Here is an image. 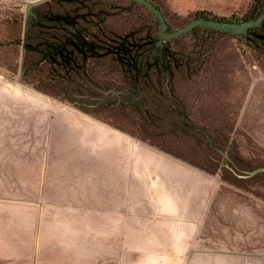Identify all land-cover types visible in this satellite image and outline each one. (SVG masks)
Listing matches in <instances>:
<instances>
[{
	"label": "rangeland",
	"instance_id": "obj_1",
	"mask_svg": "<svg viewBox=\"0 0 264 264\" xmlns=\"http://www.w3.org/2000/svg\"><path fill=\"white\" fill-rule=\"evenodd\" d=\"M147 1L167 31L201 15L241 21L253 2ZM57 16L74 25L59 29ZM158 29L134 0H0V185H26L17 164L34 156L21 144L39 141L64 167L50 180L78 187L90 178L92 254L101 229L106 254L119 252L122 264H264V53L199 27L165 41L172 75L152 69L136 85L112 53L75 69L42 55L45 41L76 30L117 45ZM57 187L42 217L27 209L26 260L12 250L0 264L68 263L56 241L70 234L73 213Z\"/></svg>",
	"mask_w": 264,
	"mask_h": 264
},
{
	"label": "crops",
	"instance_id": "obj_2",
	"mask_svg": "<svg viewBox=\"0 0 264 264\" xmlns=\"http://www.w3.org/2000/svg\"><path fill=\"white\" fill-rule=\"evenodd\" d=\"M21 145L20 152L31 153L34 158L33 160L17 164L18 169L26 173L25 186L0 185V258L12 257L10 254L12 250L20 253L22 249L23 260H26V244L28 242L26 235L27 209L39 211V217H42L43 211L51 205L46 201L48 189L56 188V186H58V193L63 197L61 203L65 201V209L73 214L71 219L72 225L68 230L70 234L67 235L65 241L61 239H57L56 241V247H58V244L62 245L63 243H66V254L65 256H62V252L59 251L61 256L57 257L63 259L66 258L68 262L67 264H122V257H120L121 254L119 252L114 251V253H110L109 255L106 254V246L104 245V242L107 241V235L106 233H102L101 229L97 236V254H92L90 178H87V180L83 178L82 186L78 187L75 186L73 180L71 184H69V180L66 177L59 178L55 183L50 180L51 178L47 173L50 170L62 169L64 167L60 163L51 164L46 160L44 152L41 149H38L42 147V142L39 143V141L34 142L32 140H23ZM14 195H33L34 197H11ZM11 208H17L19 211L12 212V210H9ZM80 212L81 216L79 214ZM14 219L17 220V224H12V220ZM21 220L23 221V227H21ZM12 227L13 229L16 227L17 230L14 229L12 231ZM114 237L115 243H117V236L115 235ZM32 241L40 242V240H37L36 238H33ZM119 243H121L120 240ZM12 244L16 245L12 247ZM19 257V259H21L20 255ZM164 258L165 257L154 256L151 260L150 257L140 256L136 264H164Z\"/></svg>",
	"mask_w": 264,
	"mask_h": 264
},
{
	"label": "trees",
	"instance_id": "obj_3",
	"mask_svg": "<svg viewBox=\"0 0 264 264\" xmlns=\"http://www.w3.org/2000/svg\"><path fill=\"white\" fill-rule=\"evenodd\" d=\"M263 9L264 0H253L251 5L247 9V14L243 19H241V21L256 18L263 11ZM57 17L59 20H56L55 18L54 21L58 23L57 26L59 29L65 28L66 25H74L73 22L69 21L63 16ZM199 17L206 19L225 20L211 18L204 15H201ZM225 21L238 20L234 19ZM197 29H199V26L193 27L189 32H194ZM202 29L213 32L219 31L204 27H202ZM76 31L78 32V34L75 35V40H72V42L76 41L80 46H90V44H99L100 46L105 45V50H101V52H103L104 55L110 53L114 54L117 63L119 62L120 66H122L125 71L130 75L135 85L143 77H146L152 69H155L158 75L159 73L160 75H163L161 74L163 72H169V74L172 75V71L170 70L172 68V65L169 64L170 60L172 59V56L167 53V48L165 46V41L167 40H162L161 44L158 43L159 29L158 32L146 30L144 34L137 39L122 38L119 44L117 45L110 44L105 39L102 40V38L98 37L96 33L94 34L90 30ZM90 35L95 36V38H92ZM233 35H238L246 39L251 47L256 49L259 53H264V19L260 26L249 28L246 34ZM197 43L198 46H200L199 41H196V44ZM59 44H61V40L59 41L58 39L50 42L45 41L42 53L44 57L43 59L49 61H53L56 58L60 59L58 53L61 49V46ZM262 171L264 172V170Z\"/></svg>",
	"mask_w": 264,
	"mask_h": 264
},
{
	"label": "water",
	"instance_id": "obj_4",
	"mask_svg": "<svg viewBox=\"0 0 264 264\" xmlns=\"http://www.w3.org/2000/svg\"><path fill=\"white\" fill-rule=\"evenodd\" d=\"M134 1L140 2L141 4L146 6L156 17L159 23V40H158L159 44H161L162 40H169L171 38L177 37L179 35L189 32L193 27H198V26L219 30L222 32H227L230 34H246L249 28L260 26L264 19V9H263V11L256 18L249 20L225 21V20L206 19L199 17L189 20L183 26H181L176 30L167 31V23L165 21V18L155 5H153L151 2L147 0H134ZM26 33H27V27L25 28L23 47L25 46V39L27 37ZM259 170H264V169L260 168ZM252 173H254V171H252L251 174Z\"/></svg>",
	"mask_w": 264,
	"mask_h": 264
},
{
	"label": "flooded vegetation",
	"instance_id": "obj_5",
	"mask_svg": "<svg viewBox=\"0 0 264 264\" xmlns=\"http://www.w3.org/2000/svg\"><path fill=\"white\" fill-rule=\"evenodd\" d=\"M65 18V17H64ZM56 20H59L58 17ZM61 20V19H60ZM65 31V28L61 29ZM78 34L77 31L71 32L66 38L61 40V51L59 50L60 64L67 69H75L77 62L83 60L87 56H103L104 53L101 50H105L106 46L99 44L90 46H80L75 40V35Z\"/></svg>",
	"mask_w": 264,
	"mask_h": 264
}]
</instances>
